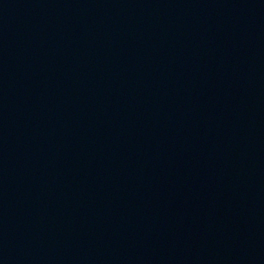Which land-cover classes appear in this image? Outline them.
I'll use <instances>...</instances> for the list:
<instances>
[{
  "label": "water",
  "instance_id": "1",
  "mask_svg": "<svg viewBox=\"0 0 264 264\" xmlns=\"http://www.w3.org/2000/svg\"><path fill=\"white\" fill-rule=\"evenodd\" d=\"M0 193L49 264H264V0H0Z\"/></svg>",
  "mask_w": 264,
  "mask_h": 264
}]
</instances>
